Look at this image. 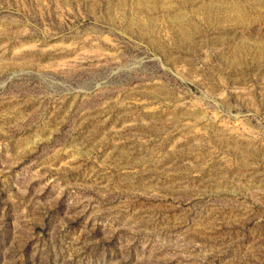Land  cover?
<instances>
[{"label":"rangeland","instance_id":"374dc122","mask_svg":"<svg viewBox=\"0 0 264 264\" xmlns=\"http://www.w3.org/2000/svg\"><path fill=\"white\" fill-rule=\"evenodd\" d=\"M0 264H264V0H0Z\"/></svg>","mask_w":264,"mask_h":264}]
</instances>
